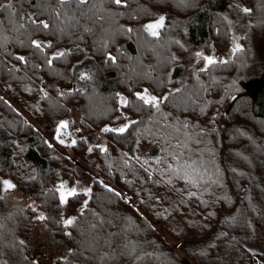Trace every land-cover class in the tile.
<instances>
[{
	"label": "trees",
	"instance_id": "1",
	"mask_svg": "<svg viewBox=\"0 0 264 264\" xmlns=\"http://www.w3.org/2000/svg\"><path fill=\"white\" fill-rule=\"evenodd\" d=\"M233 13L264 29V0L0 5V264L33 263L24 236L41 212L68 242L57 264H264L255 246L264 227V82L242 79L248 50L188 72L177 59L188 44L224 51ZM161 17L152 35L146 26ZM87 60L99 87L65 89ZM145 90L158 107L137 96ZM75 105L83 136L69 148L95 156L97 175L90 192L62 203L63 165L43 130L55 134ZM124 120V132L104 131ZM91 133L105 147H90ZM155 146V159L138 153ZM1 179L32 203L9 202Z\"/></svg>",
	"mask_w": 264,
	"mask_h": 264
},
{
	"label": "rangeland",
	"instance_id": "2",
	"mask_svg": "<svg viewBox=\"0 0 264 264\" xmlns=\"http://www.w3.org/2000/svg\"><path fill=\"white\" fill-rule=\"evenodd\" d=\"M4 1L0 0V5ZM232 18L234 23L231 26V40L229 46L224 51L214 54L213 45L210 47L206 45H197L194 47L188 44L186 53L177 57L179 64L184 71L188 72L189 68L195 63H201V66H203V62L207 60V57H214L221 61L236 56L242 49L248 50L250 58L249 65L241 73L242 79L247 76L252 81L262 79L264 82V29L253 27L254 24H252L249 16L241 18L238 13H233ZM82 64L79 65V69L72 82L65 89L73 87L85 88L89 86L99 87L100 81L96 65L90 60ZM121 99L124 101L125 96L121 95ZM66 120L68 121H66V126L62 125L59 127L55 131V134L51 131L49 132L51 129L49 125L43 131L46 134L45 136H47L48 144L53 147L54 153L59 156L63 165L60 174L65 177V180L59 183V186L63 185L64 182L67 183V179L69 182H74L75 179L66 173L67 171L69 173L74 172L73 174L78 175L80 179L78 183L74 182L76 185L75 189L80 190L85 183L91 182L90 180L97 175L95 169L96 159L93 155L75 156L69 148L71 143L83 136L81 129V107L75 105L71 115ZM128 122V120H124L117 124L115 128L118 129L128 125ZM61 140L63 143L60 142ZM87 141L92 148H103L106 145L105 137L99 133L88 134ZM138 153L144 158L155 159L160 155V147H142ZM5 180H11L1 179L2 191L6 192L9 202L15 206H29L32 203L29 195L21 190L14 189L15 187L10 190L5 189L3 185V181ZM71 186L74 185L72 184ZM41 214L42 212L36 215V217H39ZM257 236L255 246L259 250L264 251V227L260 229ZM24 240L32 247V264H57L58 259L64 257L69 251L66 239L55 234L54 229L42 220L34 224L25 234Z\"/></svg>",
	"mask_w": 264,
	"mask_h": 264
},
{
	"label": "snow or ice",
	"instance_id": "3",
	"mask_svg": "<svg viewBox=\"0 0 264 264\" xmlns=\"http://www.w3.org/2000/svg\"><path fill=\"white\" fill-rule=\"evenodd\" d=\"M60 2L63 4L65 2V0H60ZM80 2H86V0H80ZM114 2L116 4H120L121 3V0H114ZM5 7H9L10 8V7H12V5L11 4H8ZM244 11L245 12H249L251 10L245 8ZM163 19L164 18L161 17L160 20L158 22H156L155 24H149V25L146 26V28L149 31H151V34L152 35H158V32L157 31H154L153 29H156L157 27L162 26L163 25ZM41 23L43 24V27L44 28H48L49 27V25L46 22H41ZM33 43L36 45L37 48L41 47V43L39 41H33ZM56 55L57 56H62V55H64V53H56ZM19 59L23 60L24 57H19ZM206 59L208 60L209 63H212L213 62V58H211V57H207ZM49 63H51V61H49ZM137 96L141 100H143L145 104L154 105L156 107L159 106V99L157 97H155V96L148 95L147 94V90H145V94L144 95H141V94L137 93ZM124 102L126 103V100ZM66 123L67 122H62V125L63 126H66ZM127 127H128V125H125V126H123L121 128H118V129L117 128H105L104 131L124 132L127 129ZM60 142L63 143L62 140ZM3 185H4L5 189H11V188H14L15 187V185L12 184V182L11 181H8V180L3 181ZM61 187L63 188L64 185H61ZM84 191L85 192H90L91 190L90 189H85ZM75 194H76V190L74 188L73 189H70L69 192H68V195H75ZM117 195H119V193H117ZM61 201H62V203L66 202V197L63 194L61 195ZM86 204H87V202H85V206H86ZM38 219L44 220V219H46V217L43 216V214H41L38 217ZM74 220H75V217L69 218V219L65 220L64 221L65 226H68V225L73 224ZM69 235H70V233H69Z\"/></svg>",
	"mask_w": 264,
	"mask_h": 264
},
{
	"label": "flooded vegetation",
	"instance_id": "4",
	"mask_svg": "<svg viewBox=\"0 0 264 264\" xmlns=\"http://www.w3.org/2000/svg\"><path fill=\"white\" fill-rule=\"evenodd\" d=\"M66 173H67L68 175L72 176V177L75 179V180H74L75 183H78V182H79L80 179L78 178V175L73 174L74 172H73V173H69V172L67 171ZM63 180H65V177H64L63 175L60 174V183H61ZM90 181L92 182V179H91ZM66 182H67V183L64 182V184H63L64 187H63V188H62L61 186H59L62 194H63V193H68L70 189H73V188L75 189V187H76V185H75L74 182H69L68 179L66 180ZM91 182L85 183V184L83 185L82 189H80V190H82L83 192H85L84 190H85V189H89V186H90ZM72 184H73L74 186H71ZM69 187H72V188H69ZM75 190H76V189H75ZM86 193H87V192H86Z\"/></svg>",
	"mask_w": 264,
	"mask_h": 264
},
{
	"label": "water",
	"instance_id": "5",
	"mask_svg": "<svg viewBox=\"0 0 264 264\" xmlns=\"http://www.w3.org/2000/svg\"><path fill=\"white\" fill-rule=\"evenodd\" d=\"M217 60V58H215V61ZM62 195V194H61ZM63 195L66 197V200H67V196H68V193H63ZM43 216H44V213H42Z\"/></svg>",
	"mask_w": 264,
	"mask_h": 264
}]
</instances>
